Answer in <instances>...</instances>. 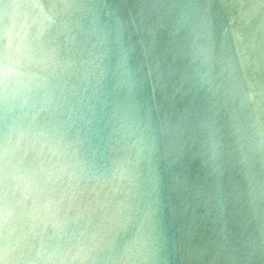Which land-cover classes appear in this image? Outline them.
Instances as JSON below:
<instances>
[{
	"label": "water",
	"instance_id": "water-1",
	"mask_svg": "<svg viewBox=\"0 0 264 264\" xmlns=\"http://www.w3.org/2000/svg\"><path fill=\"white\" fill-rule=\"evenodd\" d=\"M0 264H264V0H0Z\"/></svg>",
	"mask_w": 264,
	"mask_h": 264
}]
</instances>
